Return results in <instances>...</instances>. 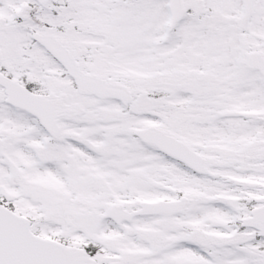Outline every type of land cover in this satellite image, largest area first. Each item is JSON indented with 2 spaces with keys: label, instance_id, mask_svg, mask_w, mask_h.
Segmentation results:
<instances>
[{
  "label": "snow or ice",
  "instance_id": "obj_1",
  "mask_svg": "<svg viewBox=\"0 0 264 264\" xmlns=\"http://www.w3.org/2000/svg\"><path fill=\"white\" fill-rule=\"evenodd\" d=\"M0 264H264V0H0Z\"/></svg>",
  "mask_w": 264,
  "mask_h": 264
}]
</instances>
